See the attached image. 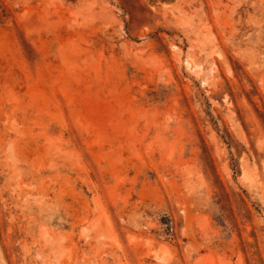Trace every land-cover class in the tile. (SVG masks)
Segmentation results:
<instances>
[{"label": "rangeland", "instance_id": "obj_1", "mask_svg": "<svg viewBox=\"0 0 264 264\" xmlns=\"http://www.w3.org/2000/svg\"><path fill=\"white\" fill-rule=\"evenodd\" d=\"M0 264H264V0H0Z\"/></svg>", "mask_w": 264, "mask_h": 264}]
</instances>
